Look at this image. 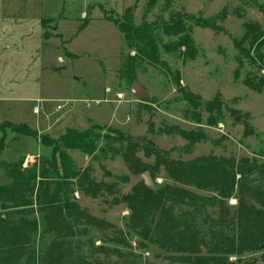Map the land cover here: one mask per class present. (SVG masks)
<instances>
[{
  "label": "rangeland",
  "instance_id": "rangeland-1",
  "mask_svg": "<svg viewBox=\"0 0 264 264\" xmlns=\"http://www.w3.org/2000/svg\"><path fill=\"white\" fill-rule=\"evenodd\" d=\"M128 8L133 11L135 25L167 21L175 13L192 15L199 20L214 18L226 9L230 14L216 23L222 32L187 23L195 48L192 58L177 52L165 53L159 47L158 64L144 62L135 67V81L148 95V102L144 104L129 93V84L120 78V69L129 52L122 34L103 18L104 13L109 18L120 19ZM45 20L52 23L43 27ZM245 23L258 24L264 31V0H0V127L4 122L25 124L37 136L24 137L7 130L0 161L9 164L35 158V165L41 157L49 158L52 147L44 146L40 140L44 137L56 140L60 133H65L70 124L62 121L64 113L72 109L75 126L70 129L96 128L94 133L98 136L97 150L91 156L78 150L67 151L74 167L78 171L90 169L97 182H117L120 195L129 193L143 180L141 176H130L118 156L122 145L118 133L125 137H147L159 149L168 151L174 160L215 156L264 163V92L257 94L243 85L247 75L264 76V67L258 72L256 66L244 61L239 69V53L233 44L243 36ZM162 41L169 43L175 39L163 37ZM176 81L180 87L198 95L202 103L219 94L224 109L247 113L252 134L245 136L244 126L234 123L226 111L224 119L215 127L206 125V114L202 115L201 124L193 123L186 114L189 108L181 99ZM106 89L109 94L105 93ZM119 93L123 101L113 103ZM60 99L74 103L70 109L67 106L57 112L55 102ZM39 101L47 102L39 105ZM37 106L42 109L39 115L33 113ZM43 115L49 117L48 125H38L41 131L38 132L35 124ZM54 121L60 125L56 129H53ZM150 122L156 131L175 125L184 131H201L204 139L188 146L177 136H147ZM48 128L51 130L47 131ZM2 136L0 128V139ZM138 156L144 162H153L142 153ZM126 175L129 183H120L119 179ZM155 181L160 185L171 183L163 171ZM8 183L7 173L0 167V186ZM72 198L92 216L104 218L125 234L131 249L122 255L130 254L132 264H171L167 260L169 255L153 246L139 249L138 239L125 229L129 213L124 205L112 206L111 198L105 197L90 200L76 189ZM105 199H110L109 205L104 204ZM35 218L41 223V216ZM41 231L40 224L35 240L38 251L49 241L48 237L40 238ZM97 239L96 236L95 246L101 244ZM241 260L264 264L260 253L245 254ZM229 262L236 264L237 257H231Z\"/></svg>",
  "mask_w": 264,
  "mask_h": 264
},
{
  "label": "trees",
  "instance_id": "trees-1",
  "mask_svg": "<svg viewBox=\"0 0 264 264\" xmlns=\"http://www.w3.org/2000/svg\"><path fill=\"white\" fill-rule=\"evenodd\" d=\"M229 14L226 9L214 18L199 20L192 15L175 13L167 21L135 25L130 8L120 19L103 13V18L122 34L129 52L120 69V78L130 87L139 63L156 65L160 62L159 47L165 53L177 52L192 58L195 48L187 23L222 32L216 23L224 21ZM235 14L240 17L237 11ZM51 23L45 20L42 26ZM163 37L175 41L163 43ZM233 44L239 53V69L246 61L256 66L258 72L263 70L264 31L258 24L245 23L243 36ZM243 85L261 94L264 76L247 75ZM176 86L188 105L186 114L193 123L201 124L202 115L206 114V125L215 127L224 119L226 111L234 123L244 126L245 136L252 134L247 122L249 115L224 109L219 94L202 103L198 95L180 87L178 81ZM0 128L3 133L0 155L5 148L7 130L24 137H37L25 124L4 122ZM95 129H67L56 140L41 138L44 146L52 147V153L49 158L41 157L32 167H24L23 159L9 164L0 161L9 179L8 184L0 186V264H132L130 254L122 255L131 249L125 234L104 218L92 216L82 208L72 198L74 189L90 200L105 197L111 198L112 206L124 205L129 213L125 229L138 239L139 249L153 246L169 255L167 260L171 264H235L229 262L231 257H237L236 264H259L256 260H241L245 254L252 253H260L264 263V163L249 158L235 160L215 156L174 160L168 151H162L147 137H125L118 133L122 145L117 154L129 175L139 177L148 172L154 183L153 188H148L140 181L129 193L120 195L117 182H97L90 169L78 171L67 154V151L78 150L87 156L93 155L98 138ZM156 134L177 136L188 146L204 139L201 131H184L175 125L156 131L154 124L148 123L147 136ZM139 153L145 159L152 158L153 162H144ZM161 171L170 184L156 183ZM119 180L128 184L129 176ZM193 191L212 196H201ZM230 199L236 200V206L228 205ZM109 200L105 199L104 204ZM38 215L41 223L35 218ZM40 224V238L48 237L49 241L38 251L35 240ZM96 236L101 241L99 246H95Z\"/></svg>",
  "mask_w": 264,
  "mask_h": 264
},
{
  "label": "crops",
  "instance_id": "crops-1",
  "mask_svg": "<svg viewBox=\"0 0 264 264\" xmlns=\"http://www.w3.org/2000/svg\"><path fill=\"white\" fill-rule=\"evenodd\" d=\"M65 101L64 99H60V101ZM47 101H52V103H54L53 101H57V100H47ZM72 109H70L69 110V112L68 113H64V117H63V119L64 120H62V118H61V120L66 124V123H69L70 124V126H72V127H68L69 129L70 128H73L75 125H74V120H73V116H71V114L73 115V113H72V111H71ZM40 120V121H39ZM39 120H37V122H36V124H35V128H36V130L38 131V132H41L40 131V129H38L37 128V126L38 125H40V126H43V125H48L47 123H48V121H49V117L48 116H46V115H43V117H42V119H39ZM55 122V125H56V127H54L53 129H56V128H58L59 126L57 125V123H56V121H54ZM59 124V123H58ZM48 127H50V126H48ZM76 129H78V128H76ZM47 131H49V130H51V128H48V129H46ZM63 133H60L59 135H58V137L60 136V135H62ZM58 139V138H57ZM34 159L35 158H26V160H25V163H24V167H27V168H29V167H32V165H33V162H34Z\"/></svg>",
  "mask_w": 264,
  "mask_h": 264
},
{
  "label": "water",
  "instance_id": "water-1",
  "mask_svg": "<svg viewBox=\"0 0 264 264\" xmlns=\"http://www.w3.org/2000/svg\"><path fill=\"white\" fill-rule=\"evenodd\" d=\"M129 93L136 98L138 101L143 102L148 99V95L144 88H142L137 81H133L129 88ZM144 185L148 188H153L154 183L149 177V173L145 172L141 175Z\"/></svg>",
  "mask_w": 264,
  "mask_h": 264
},
{
  "label": "built area",
  "instance_id": "built-area-1",
  "mask_svg": "<svg viewBox=\"0 0 264 264\" xmlns=\"http://www.w3.org/2000/svg\"><path fill=\"white\" fill-rule=\"evenodd\" d=\"M105 93L106 94H109L110 93V91L108 90V89H106V91H105ZM123 99H124V97L122 96V94H116L115 95V100H113L112 102L113 103H117V104H120L122 101H123ZM45 102H47V101H39V102H37V104H39V105H41V104H43V103H45ZM55 103H57V105H56V109H55V111H61L64 107H67V106H69V109L71 108V104L72 103H74V101H57V102H55ZM58 103H60V104H58ZM98 104L100 103V102H97ZM41 107L40 106H37V107H34V109H33V113L35 114V115H39L40 114V112H41ZM229 205L230 206H236V200H232V199H230L229 200Z\"/></svg>",
  "mask_w": 264,
  "mask_h": 264
}]
</instances>
